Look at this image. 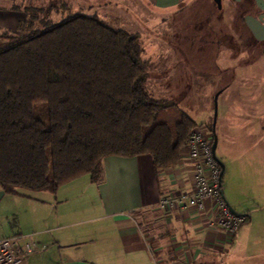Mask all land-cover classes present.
<instances>
[{"label":"crops","instance_id":"crops-1","mask_svg":"<svg viewBox=\"0 0 264 264\" xmlns=\"http://www.w3.org/2000/svg\"><path fill=\"white\" fill-rule=\"evenodd\" d=\"M126 2L147 8L150 33L172 42L162 52L174 59L159 71L157 90H167L163 96L216 139L213 150L225 164L223 200L244 221L230 236L193 210L158 206L160 196L190 190L188 159L156 170L149 154L110 155L97 182L81 175L45 196L0 188V237L22 234L20 243L34 237L38 249L23 264H264V0H220V7L214 0ZM6 3L0 0V19L17 22V5ZM88 188L99 190L96 207L74 202ZM65 206L100 223L66 231Z\"/></svg>","mask_w":264,"mask_h":264},{"label":"trees","instance_id":"trees-1","mask_svg":"<svg viewBox=\"0 0 264 264\" xmlns=\"http://www.w3.org/2000/svg\"><path fill=\"white\" fill-rule=\"evenodd\" d=\"M1 33L3 192H55L83 174L97 182L110 155L149 154L156 170L177 163L197 124L174 98L148 90L137 34L79 12Z\"/></svg>","mask_w":264,"mask_h":264},{"label":"rangeland","instance_id":"rangeland-1","mask_svg":"<svg viewBox=\"0 0 264 264\" xmlns=\"http://www.w3.org/2000/svg\"><path fill=\"white\" fill-rule=\"evenodd\" d=\"M31 4L33 6H31ZM138 4L139 5H134L135 7H132L133 5L129 6L126 0H33V2H29L28 0V2L23 4H19V0H7L6 5L8 7L10 5H17V7H14L15 9H13V11L16 13L20 12V15L17 22H15V18H12L11 15L2 16V19H0V21H2V23H0V31L3 32L4 29H7L13 33L22 34L29 30H41L47 24L59 22L75 12L98 17L113 28L119 27L127 30L128 32L137 34L138 40L143 49V58L148 60V75L151 74V76L147 79L148 90H151L155 93V95H157L159 93L161 94V92L157 90L159 86L158 84L163 82L159 71L170 66V63H172L171 60L174 59V55L165 56L163 54L162 51L165 46L167 47L169 40H166L164 39L165 37H160L157 34L150 33L151 30L149 31L148 27H146V18L143 15L144 13L148 14L149 11L147 8L143 7L140 2ZM1 32L0 35L2 34ZM169 44L171 46L172 42L169 41ZM172 74L174 73H169L167 76L170 77ZM167 92V90H164L162 94H167ZM165 97L173 98L170 95H165ZM208 136L209 138L211 137L210 134ZM83 175V179L84 177L85 179L88 178V174ZM80 181L79 183H82ZM72 185L74 186V184H70V186ZM66 187L67 186H64L58 190V197L61 198L62 196H66ZM91 189L88 188L86 192L81 189L80 192L82 193H78L79 197H77V201L79 202H76V200H74V202L76 204L81 203L86 205L90 203V206H93V204L95 206V204L98 203L96 197L98 195L94 192H99V190L97 188H93V190ZM23 191L35 196L53 195V193L49 194V192L43 191ZM80 194L83 195L80 196ZM72 204H74L73 200L68 201L66 206ZM68 210V207H66V231L71 228H85L87 226L97 225L100 223V221L92 219L95 216L92 213H82L81 215H76L69 213ZM12 219L13 218L9 216L8 220H5V222L8 221L9 224L13 221ZM160 230L162 229L158 227L155 229L157 234ZM31 239L35 241L34 237H31ZM165 245L169 248V242H166ZM151 252H153L152 254L156 256V251L153 248Z\"/></svg>","mask_w":264,"mask_h":264},{"label":"built area","instance_id":"built-area-1","mask_svg":"<svg viewBox=\"0 0 264 264\" xmlns=\"http://www.w3.org/2000/svg\"><path fill=\"white\" fill-rule=\"evenodd\" d=\"M200 127L193 129L179 150V160L188 159L191 168V188L177 193L160 196L158 206L162 209L193 210L206 216V226L219 227L228 235L238 229L245 217L230 213L226 201L223 200L219 180V165L213 159L211 138ZM208 201V202H207ZM22 234H12L0 237V264H23L25 258L38 249L31 235H25L26 240L20 243ZM45 246L41 245V248Z\"/></svg>","mask_w":264,"mask_h":264},{"label":"water","instance_id":"water-1","mask_svg":"<svg viewBox=\"0 0 264 264\" xmlns=\"http://www.w3.org/2000/svg\"><path fill=\"white\" fill-rule=\"evenodd\" d=\"M217 4L218 7H220V0H214ZM214 112H215V109H214ZM213 112V113H214ZM215 115L216 113L213 114V124L215 123ZM212 124V125H213ZM215 144H216V139L213 137L212 139V143H211V149L210 151H212V156H213V159L216 161V163L219 165V180H220V183H222V174L224 173L225 171V164L221 162V160L216 157V154H215V151L213 150L215 148ZM224 198V196H223ZM226 205L230 211V213H232L233 215H236V216H244V213H241V212H237L233 207H231L227 202H226Z\"/></svg>","mask_w":264,"mask_h":264}]
</instances>
